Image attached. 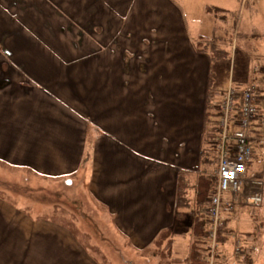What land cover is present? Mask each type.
I'll use <instances>...</instances> for the list:
<instances>
[{
    "label": "crops",
    "instance_id": "crops-1",
    "mask_svg": "<svg viewBox=\"0 0 264 264\" xmlns=\"http://www.w3.org/2000/svg\"><path fill=\"white\" fill-rule=\"evenodd\" d=\"M207 2L0 0V168L83 188L136 254L173 230L163 242L174 264H186L192 217L175 219L177 180L187 175L192 198L196 178L209 173L207 104L226 91L213 88V36L198 19L225 3ZM257 191L247 182L243 194ZM243 216L245 242L256 247L262 230ZM184 222L190 241L180 259ZM0 264L100 262L67 223L0 196Z\"/></svg>",
    "mask_w": 264,
    "mask_h": 264
},
{
    "label": "rangeland",
    "instance_id": "rangeland-1",
    "mask_svg": "<svg viewBox=\"0 0 264 264\" xmlns=\"http://www.w3.org/2000/svg\"><path fill=\"white\" fill-rule=\"evenodd\" d=\"M221 2L225 3L222 6L225 11L213 9L211 14L212 22L219 25V30H213L211 19L198 18L201 32L213 36L208 48L215 46L217 50L225 52L223 55L218 52L220 56L214 57L211 76L213 88L222 92L229 86L245 89L254 84L260 95L259 105L264 107V0H208L207 4L217 6ZM238 33L240 34L237 35ZM259 132L264 135V128L260 127ZM254 143L246 174L248 178L254 177L259 181L257 185L263 200L260 204L253 205L242 193L238 200L232 199L230 195L229 201L223 203L226 193L222 194L220 217L226 215L230 218L231 233L226 247L210 251L209 264H238L237 261L248 254L253 257V264H264V147ZM30 176V173L19 172L18 169L0 168V196L12 203L26 206L36 218L47 217L64 226L65 223L70 225L82 242L91 247L89 252L97 257L98 262L101 261L100 256H103L104 264H158L160 256L166 255L163 240L167 237L164 236L161 237L159 248L153 245L139 254L122 246L123 240L110 229L105 210L99 208L83 188L75 189L72 183L65 180L48 184L39 178H29ZM244 213L250 219L251 226L262 230L256 247L253 243L245 242L252 234L243 232L248 230L243 228ZM182 234L183 237L176 241L178 248L175 250L180 259L187 256L190 241V230L185 222L182 223ZM153 254H157V258ZM142 256L150 259L153 257L151 263L144 261Z\"/></svg>",
    "mask_w": 264,
    "mask_h": 264
},
{
    "label": "built area",
    "instance_id": "built-area-1",
    "mask_svg": "<svg viewBox=\"0 0 264 264\" xmlns=\"http://www.w3.org/2000/svg\"><path fill=\"white\" fill-rule=\"evenodd\" d=\"M257 87L250 84L245 89L229 86L224 92L222 101L217 105L220 117L217 122L219 141L216 144L218 166L215 170L217 183L214 193L209 199V205L204 210L209 225L206 238L210 242V251L217 248L216 234L220 221L222 194H230L238 200L244 193L247 182L258 184L259 181L247 177V166L252 159L253 141L257 146L264 147V135L259 128H264V107L259 105ZM252 129H258L252 133ZM253 205L262 202L260 191L248 196ZM213 259V258H210ZM210 262V260H209ZM212 264V263H211Z\"/></svg>",
    "mask_w": 264,
    "mask_h": 264
},
{
    "label": "trees",
    "instance_id": "trees-1",
    "mask_svg": "<svg viewBox=\"0 0 264 264\" xmlns=\"http://www.w3.org/2000/svg\"><path fill=\"white\" fill-rule=\"evenodd\" d=\"M219 10L218 8H209ZM214 57L223 55L224 50H217L215 46L210 47ZM220 52V54L218 53ZM212 96V93H211ZM212 97L209 98L207 104L206 120H207V132L205 133L204 147L202 149V159L205 164L210 166L209 173H202L196 178V182L192 187L194 188V196L188 197V190L191 187L189 178L185 173H181L177 180L176 198L174 202V215L177 221L183 220L186 216L192 217V230L191 241L189 246V253L185 259L186 264H209L208 256L210 255V242L206 238V229L209 225L208 218L204 210L209 205V199L214 193V189L217 183V177L211 171L214 172L218 166L216 144L219 141L217 122L220 117V110L214 103L211 102ZM258 129H252V133H256ZM255 142L254 140H252ZM9 201V200H8ZM73 229V228H72ZM73 233L77 236V232L73 229ZM173 233V230L165 231L155 240L154 245L159 248L161 237H168ZM231 228L229 221L220 218L216 234L217 247L222 249L226 247V242L229 239ZM79 238V237H78ZM81 240V238H79ZM82 242V240H81ZM172 243L167 242L164 244L166 249V255H162L159 258V264H174L178 260L172 255ZM85 248L89 251L90 246L84 242ZM162 246V247H163ZM90 247V248H89ZM96 251V249H95ZM91 253V252H90ZM92 254V253H91ZM165 254V253H164ZM94 258L96 257L92 254ZM157 255V254H155ZM154 254L152 256H155ZM217 257L219 255L216 254ZM224 254L220 256L223 258ZM97 259V257L95 258ZM100 264H104V257L100 256ZM235 264V263H234ZM238 264H253V257L251 255L244 256Z\"/></svg>",
    "mask_w": 264,
    "mask_h": 264
}]
</instances>
